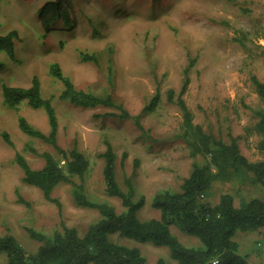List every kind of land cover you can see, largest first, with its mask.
<instances>
[{
  "label": "rangeland",
  "instance_id": "374dc122",
  "mask_svg": "<svg viewBox=\"0 0 264 264\" xmlns=\"http://www.w3.org/2000/svg\"><path fill=\"white\" fill-rule=\"evenodd\" d=\"M45 1L0 0V35L16 29L20 36L15 45L18 63L0 53V62L5 65L0 73V235L11 233L27 251L34 252L36 243L28 238L24 227L50 232L62 219L67 226L82 232L98 218L95 211L74 204L69 185L59 186L53 194L61 203L60 218L54 203L21 181L22 172L14 161L16 152L33 170L42 169L44 160L26 150L27 146L39 154L50 152L56 156L47 144L23 134L17 113L2 104V84L27 87L33 75L39 77L43 97L50 99L55 108L59 145L67 148L76 138L89 160L85 176L88 195L107 200L122 210L117 199L104 194L102 162L98 158L104 150L102 134L108 135L114 147L116 178L122 187L124 177L132 174L134 162H138L133 181L146 198L138 213L141 220L159 217L152 206V196L159 189L178 191L189 171L192 159L176 138L181 113L176 104L166 100L165 92L170 88L175 95L179 92L182 71L190 58L196 61L189 71L184 100L194 122L225 141L229 134L237 137L240 152L248 160H264V152L258 148L263 135L255 131L257 118L249 109L264 110V99L251 81V76H255L264 83V0H74L76 26L66 30L62 22H55L53 30L44 37L36 11ZM108 47L112 48L114 60L112 86L106 73ZM79 52L95 54L99 67L82 61ZM54 62L60 64L77 89L110 94L131 114L145 106L157 87L161 102L142 118L143 130L117 117L95 118L115 110L77 108L60 101L62 86L48 73ZM19 113L42 132L48 131L42 109L33 110L23 103ZM2 132L10 136L14 147L4 142ZM123 154L126 158L122 166ZM16 189L32 202L33 213L17 202ZM221 192H230L236 202L240 196L264 200L260 187L237 188L230 183L215 184L210 200L216 201ZM170 232L185 246L201 247L197 238L182 233L176 226H171ZM235 239L249 264H264V227L240 232ZM113 240L140 247L148 264H155L159 257L175 264L165 247ZM0 264H6L3 254Z\"/></svg>",
  "mask_w": 264,
  "mask_h": 264
},
{
  "label": "trees",
  "instance_id": "16d2710c",
  "mask_svg": "<svg viewBox=\"0 0 264 264\" xmlns=\"http://www.w3.org/2000/svg\"><path fill=\"white\" fill-rule=\"evenodd\" d=\"M37 18L45 37L53 30L55 22H62L66 30L76 26L74 0H46L37 9ZM20 41L19 32L12 29L0 35V53H4L12 62L18 63L15 45ZM107 82L114 81V60L112 48L108 47ZM84 62L99 67L95 54L79 52ZM190 58L182 71L179 92L168 89L166 100L176 104L181 113V122L176 138L186 147L191 163L187 176L182 180L178 191L159 189L152 196V206L159 217L141 220L139 211L145 206L146 198L136 189L133 181L138 162L129 177H124V187L116 178L117 155L106 134L101 135L104 150L98 154L101 159V176L104 194L115 198L122 208L107 200H100L87 194L85 176L89 169V160L79 149L74 138L67 148L58 142V119L50 99H45L41 91V82L33 75L27 87L2 84V104L17 113L20 131L28 137L38 139L53 149L50 152L37 153L32 146L26 150L42 158L44 166L40 170L31 169L21 153L16 152L14 161L22 172V183L38 189L45 200L54 203L61 218V203L53 194L61 185H69V194L78 207L96 212L98 218L89 223L80 232L67 226L62 219L50 232L38 230L33 226L24 227L28 238L36 243V250L29 252L11 233L0 235V255H4L6 264H148L142 249L136 245H127L113 239H126L134 243H151L165 247L175 264H249L247 257L240 253V243L235 236L240 232L254 231L264 227V200L259 197L240 196L238 202L230 192H221L216 201H211L215 184L230 183L237 188L247 185L258 186L264 190V160L250 161L241 152L238 138L228 135V141L215 136L202 125L194 122V115L188 108L184 95L190 77L189 71L195 64ZM0 62V73L4 70ZM50 77L60 82L62 89L58 99L77 108H108L115 113L98 114L95 118L117 117L121 121H131L136 128L143 130L142 118L156 110L161 102V94L156 88L152 98L137 113L131 114L122 104L116 103L110 94H96L77 89L72 80L64 75L59 63L49 66ZM160 80L155 81L159 84ZM256 93L264 99V83L251 76ZM25 103L33 110L42 109L47 118L48 131L42 132L31 125L19 113ZM257 118L254 129L263 135L258 148L264 152V110L249 108ZM6 144L14 147L10 136L1 133ZM126 154L121 156L123 166ZM17 202L29 213H33V204L16 189ZM176 226L182 233L199 240L201 247L185 246L170 232ZM155 264H169L162 257Z\"/></svg>",
  "mask_w": 264,
  "mask_h": 264
}]
</instances>
